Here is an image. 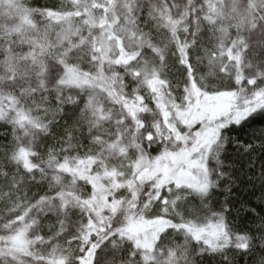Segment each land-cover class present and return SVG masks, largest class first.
Wrapping results in <instances>:
<instances>
[{"label":"snow or ice","instance_id":"6c2138e0","mask_svg":"<svg viewBox=\"0 0 264 264\" xmlns=\"http://www.w3.org/2000/svg\"><path fill=\"white\" fill-rule=\"evenodd\" d=\"M0 264H264V0H0Z\"/></svg>","mask_w":264,"mask_h":264}]
</instances>
